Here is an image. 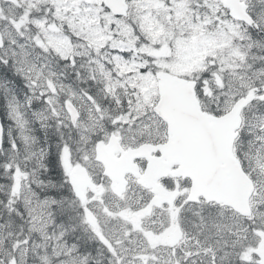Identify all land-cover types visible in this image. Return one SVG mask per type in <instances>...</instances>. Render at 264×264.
Segmentation results:
<instances>
[{
    "label": "snow or ice",
    "instance_id": "snow-or-ice-1",
    "mask_svg": "<svg viewBox=\"0 0 264 264\" xmlns=\"http://www.w3.org/2000/svg\"><path fill=\"white\" fill-rule=\"evenodd\" d=\"M0 264H264V0H0Z\"/></svg>",
    "mask_w": 264,
    "mask_h": 264
}]
</instances>
